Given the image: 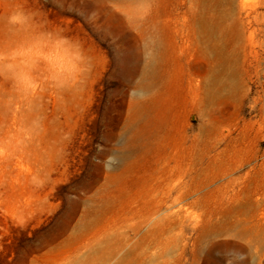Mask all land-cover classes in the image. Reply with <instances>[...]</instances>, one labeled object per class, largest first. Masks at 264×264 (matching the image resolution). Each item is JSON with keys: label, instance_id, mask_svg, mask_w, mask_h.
Here are the masks:
<instances>
[{"label": "rangeland", "instance_id": "374dc122", "mask_svg": "<svg viewBox=\"0 0 264 264\" xmlns=\"http://www.w3.org/2000/svg\"><path fill=\"white\" fill-rule=\"evenodd\" d=\"M0 264H264V0H0Z\"/></svg>", "mask_w": 264, "mask_h": 264}, {"label": "bare ground", "instance_id": "6f19581e", "mask_svg": "<svg viewBox=\"0 0 264 264\" xmlns=\"http://www.w3.org/2000/svg\"><path fill=\"white\" fill-rule=\"evenodd\" d=\"M208 38H210L212 40V41L210 40V42H213V36L212 35L211 36L208 35ZM209 50H215L213 44H211ZM210 71L211 70H207V69L205 70V69L201 68L200 74L202 75L203 80L199 81L198 84H196L194 86V88H196L197 90L202 89L203 104L206 106L207 105L213 106L214 104H216L220 100L222 93L224 91H226L229 87V74H228L229 70H228V68H224L222 73H221V69L215 70L217 72V74L215 76H210L209 75ZM200 115H202V114L200 113ZM202 127H204L203 119H202ZM244 211L247 213V215L249 217H252V216L257 217L258 216L257 213H254V215H251L246 210H244ZM228 230H229V228H228ZM212 233H214V232H212ZM211 237H212V235H211ZM246 243H248V242H246ZM243 249H245V248H243Z\"/></svg>", "mask_w": 264, "mask_h": 264}]
</instances>
